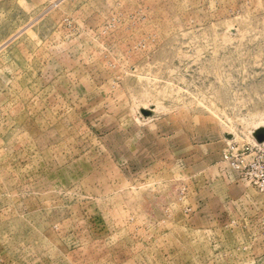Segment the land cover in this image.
Returning <instances> with one entry per match:
<instances>
[{
	"label": "rangeland",
	"instance_id": "rangeland-1",
	"mask_svg": "<svg viewBox=\"0 0 264 264\" xmlns=\"http://www.w3.org/2000/svg\"><path fill=\"white\" fill-rule=\"evenodd\" d=\"M264 0H0V264H264Z\"/></svg>",
	"mask_w": 264,
	"mask_h": 264
},
{
	"label": "water",
	"instance_id": "water-1",
	"mask_svg": "<svg viewBox=\"0 0 264 264\" xmlns=\"http://www.w3.org/2000/svg\"><path fill=\"white\" fill-rule=\"evenodd\" d=\"M253 137L257 144H262L264 142V128L256 130Z\"/></svg>",
	"mask_w": 264,
	"mask_h": 264
},
{
	"label": "built area",
	"instance_id": "built-area-1",
	"mask_svg": "<svg viewBox=\"0 0 264 264\" xmlns=\"http://www.w3.org/2000/svg\"><path fill=\"white\" fill-rule=\"evenodd\" d=\"M261 146H264V142L261 144ZM262 186H264V179L261 180Z\"/></svg>",
	"mask_w": 264,
	"mask_h": 264
}]
</instances>
